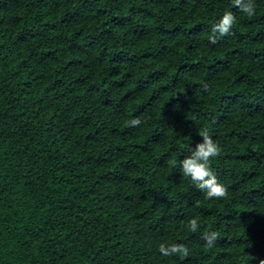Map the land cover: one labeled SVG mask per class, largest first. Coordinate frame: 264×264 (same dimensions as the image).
<instances>
[{"label":"trees","instance_id":"16d2710c","mask_svg":"<svg viewBox=\"0 0 264 264\" xmlns=\"http://www.w3.org/2000/svg\"><path fill=\"white\" fill-rule=\"evenodd\" d=\"M253 2L249 18L232 0H0V264L264 259V0ZM229 11L233 34L210 43ZM201 132L222 149L211 168L225 199L182 176Z\"/></svg>","mask_w":264,"mask_h":264},{"label":"clouds","instance_id":"9594fccd","mask_svg":"<svg viewBox=\"0 0 264 264\" xmlns=\"http://www.w3.org/2000/svg\"><path fill=\"white\" fill-rule=\"evenodd\" d=\"M233 6L243 13L245 16L251 18L256 14V6L253 0H232ZM237 23L236 15L229 11L225 12L218 23L212 27V35L210 36V43L216 44L218 38H223L232 35V29ZM142 123L140 118L132 119L129 122L131 127H139ZM200 136L202 142L198 143L195 149L192 150L191 155L180 161L182 176L190 178L191 183L195 188L204 193V198L225 199L228 196V189L218 181L216 174L211 168V161L220 156L222 149L217 141H215L207 132H201ZM175 165V161H170ZM201 225L197 219H191L187 223V228L191 232H197ZM218 233L212 231L205 233L203 239L205 240L204 247L212 249L216 246L218 240ZM158 251L164 256L187 257L189 249L183 244H165L159 245ZM254 260L256 257H251ZM259 264H264V259L259 261Z\"/></svg>","mask_w":264,"mask_h":264}]
</instances>
